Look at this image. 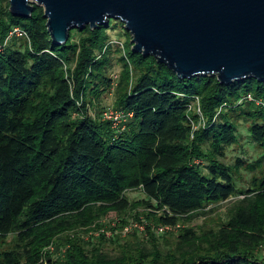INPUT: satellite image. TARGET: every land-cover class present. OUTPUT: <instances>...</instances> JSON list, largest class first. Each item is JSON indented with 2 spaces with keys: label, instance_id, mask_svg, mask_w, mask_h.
<instances>
[{
  "label": "trees",
  "instance_id": "trees-1",
  "mask_svg": "<svg viewBox=\"0 0 264 264\" xmlns=\"http://www.w3.org/2000/svg\"><path fill=\"white\" fill-rule=\"evenodd\" d=\"M110 21L74 28L58 44L43 7L16 17L0 0V42L13 26L28 35L0 51V264H264V151L225 161L244 124L264 150V80L180 78L134 52L128 31L122 48L110 44ZM108 92L115 109L132 113L122 131L93 110ZM241 169L251 189L239 187ZM130 190L144 198L133 203ZM238 194L218 227L181 226L169 247L151 233L149 248L115 234L120 251L109 256L104 231L96 241L81 233L131 205L159 224H188ZM60 245L53 257L49 248Z\"/></svg>",
  "mask_w": 264,
  "mask_h": 264
},
{
  "label": "water",
  "instance_id": "water-1",
  "mask_svg": "<svg viewBox=\"0 0 264 264\" xmlns=\"http://www.w3.org/2000/svg\"><path fill=\"white\" fill-rule=\"evenodd\" d=\"M16 17L43 7L51 40L74 28L120 20L132 50L152 55L180 78L215 76L220 83L264 80V0H8Z\"/></svg>",
  "mask_w": 264,
  "mask_h": 264
},
{
  "label": "rangeland",
  "instance_id": "rangeland-1",
  "mask_svg": "<svg viewBox=\"0 0 264 264\" xmlns=\"http://www.w3.org/2000/svg\"><path fill=\"white\" fill-rule=\"evenodd\" d=\"M110 23L112 27V29L108 30V33L110 35V42L116 41L115 39H117L120 40V42H122L123 44H126L129 36L127 35V30L124 24L117 19H111ZM114 43L115 42H113V44ZM113 46V49H115L118 45ZM121 50L123 51V49ZM112 58L114 60V63L111 68V75L114 77L119 76L121 71V65L119 62L116 61L118 59V53H113ZM113 104L114 94L108 92L102 95L100 99V108L92 109L95 112L99 110L102 111L106 107H113ZM246 126L247 125L244 124L239 129V132L241 134L240 143H237L236 145L230 147L227 150V156L225 159L227 163H233L237 157H240L246 161H252L260 157V155L263 153L264 150H262L249 140L246 131ZM241 175L242 177L238 181L239 187L245 190L251 189V172L245 169H241ZM127 196L129 200H131L133 203H136L137 200L144 198L140 190H130L127 192ZM242 196V194H238L231 201L227 200L220 202L215 206H209L207 208L209 211L205 215H200L194 218L188 224L185 222L178 223L174 227H164V225L157 223L156 220L152 217L148 219L146 215L148 212L147 210L150 209L144 207L143 205L138 207H132L131 205L130 208L126 210V212H124L123 214L118 215L115 212L109 213L105 218L101 220L102 226H100L99 228L92 227L88 230V232L81 233L85 240L93 239V241H96L95 236H97L100 232L104 231L105 236L108 240L102 244V248L104 252L109 256H115L120 251L118 244L112 241L113 235L115 234L121 236V239L118 242L129 240L134 244L138 242L139 244L147 248H149L152 244V239L150 235L153 234L160 245L169 247V245L173 244L176 235L178 234V230L181 226L200 225L204 227H218L219 224L227 218V209L231 205L232 201ZM211 208H213V210ZM122 219H124L126 223L123 225V227H120L122 225ZM91 235L94 238H89ZM12 236L13 234H10L8 236V240L11 239ZM65 247L66 246L64 245H60V251L57 252L55 251L54 246H52L51 248H49V251L52 252L53 257H58L61 255L60 253L63 254Z\"/></svg>",
  "mask_w": 264,
  "mask_h": 264
},
{
  "label": "built area",
  "instance_id": "built-area-1",
  "mask_svg": "<svg viewBox=\"0 0 264 264\" xmlns=\"http://www.w3.org/2000/svg\"><path fill=\"white\" fill-rule=\"evenodd\" d=\"M14 37L28 39L27 32L24 30V28H21L19 26H13L11 28V30L9 31L8 35L6 36V38L4 39V41L0 42V51L10 41V39H12ZM113 42H115V44H118L121 47H123V44H122V42H120V40L112 41L109 43L113 44ZM115 78H116V76H115ZM248 98L251 99L252 96L248 95ZM259 101L260 100H258V103H260ZM193 109H195L196 112L199 114V116L201 117V122H202L203 117L201 115L199 104H196ZM131 116H132V113H125L123 110L115 109L114 107H106L101 113V118L103 120L109 121L111 123L112 128H115V129L120 130V131L125 129L126 122ZM196 125L197 124L193 123V126L195 128L198 126V125L197 126ZM164 227H171V226H165L164 225Z\"/></svg>",
  "mask_w": 264,
  "mask_h": 264
}]
</instances>
